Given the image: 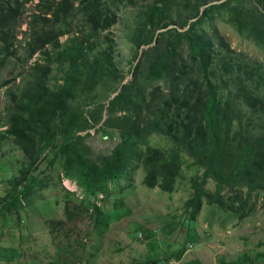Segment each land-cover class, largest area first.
<instances>
[{
	"label": "trees",
	"instance_id": "1",
	"mask_svg": "<svg viewBox=\"0 0 264 264\" xmlns=\"http://www.w3.org/2000/svg\"><path fill=\"white\" fill-rule=\"evenodd\" d=\"M77 1L92 31L89 37L118 22L121 3H138ZM181 1L188 14L179 26L168 21L166 0L140 8L127 36L132 58L137 60L127 81L124 68L114 58V39L107 36V46L92 61L78 58L84 52L82 44L56 52L57 59L69 61L61 88L51 91L46 87L52 66V56L47 55L49 62L43 74L47 77H36V84L20 95L13 93L7 106L9 119L0 129V137L10 135L28 163L11 179L0 210L3 217L10 214L12 220L15 215L29 220V210L41 216L57 248L50 254L49 264H97L86 255L87 242L78 232L79 222L88 218L92 230L97 229L106 211L125 207L124 194L135 185V174L142 168L143 183L149 188L160 187L163 192L176 190L184 155L202 169L184 205L193 220L201 214L205 202L247 215L252 194L264 192V61L252 66L235 61L229 55L233 49L218 28L219 23H227L242 38L264 48V0ZM18 5L19 0H0V77L5 61L16 51L13 38L14 21L20 16ZM68 9L66 1L60 2L53 13L50 7L49 14L56 17L54 23L43 14H33L30 54L54 45L67 33L58 31L56 25L67 18L58 17L60 11ZM216 38L225 53H218ZM144 45L150 46L140 55ZM12 81L3 80L0 86ZM117 87L119 93L109 100L107 118L103 115L105 101L90 112L97 102L89 108L79 100L83 94L92 97L96 93L101 101ZM95 124L100 125L97 132L112 136L103 137L109 144L114 142L106 154L97 155L88 142L91 131L82 132ZM154 134L171 142L169 154L148 145ZM57 161L58 182L53 184ZM210 179L215 181L214 191L206 187ZM65 180L75 182L78 189L67 188ZM227 191L231 196H226ZM60 199L64 211L56 216ZM40 201H49V209L56 215L45 218ZM257 256L264 257V251ZM246 258L229 264H257L254 259L246 262ZM160 261L159 256L144 264Z\"/></svg>",
	"mask_w": 264,
	"mask_h": 264
},
{
	"label": "rangeland",
	"instance_id": "2",
	"mask_svg": "<svg viewBox=\"0 0 264 264\" xmlns=\"http://www.w3.org/2000/svg\"><path fill=\"white\" fill-rule=\"evenodd\" d=\"M19 1L20 16L14 21L16 39L13 38V41L16 51L14 55L12 51L1 70L0 83L6 79L13 81L7 86H0V129L9 119L7 106L12 102L13 96L29 90L31 85L36 84V77H47H43L49 62L47 55L52 56V66L46 87L55 91L64 85V78L69 72L67 70L69 61L57 59L56 52L82 44L84 52L78 55V58L86 62L92 61L94 56L107 46V36H109L114 39L112 45L114 58L127 75L125 81L130 79V72L137 60L132 58V44L127 36L135 24V17L140 8L157 0H138L136 5L128 6H125L126 1L121 3L117 11L118 22L95 37H89L92 31L87 25L86 18L79 11L81 5L77 0ZM62 1L68 3L69 9L60 11L58 17L62 15L67 18L57 21L56 29L67 33L60 36L54 45H47L44 49L30 54L29 26L33 14H43L48 17L49 23H54L56 17L49 14V8L52 7V13L55 12ZM166 1L170 14L168 21L173 23L172 26H179L181 20L186 19L188 14L182 1ZM40 22L44 23V20L41 19ZM218 28L233 49L229 55L235 61L240 60L250 66L264 61V48L242 38L227 23H219ZM214 40L218 53H225L218 38ZM148 48L144 46L141 50L145 51ZM231 86L233 87L232 84ZM118 91L119 89L105 98L102 96L101 101L95 97L96 93L92 97L83 94L79 100L88 103L89 108L92 105L96 106L92 102H97V107L90 112L100 108L98 107L100 102L105 101L103 115L106 116L109 100ZM89 117L91 118V113ZM91 124L94 122L92 121ZM99 127V124H95L91 125L89 130L82 131L84 134L91 131L92 137L88 142L97 155L108 153L114 144L104 140L112 136L97 132ZM114 137L118 138L117 135ZM13 141L10 135L0 137V204L7 194L11 179L20 175V170L28 163L22 148ZM148 145L163 150L165 154H169L172 148L171 142L159 134L150 136ZM184 156L185 159L181 156L184 159L182 175L178 177L176 190L173 192H163L160 187H147L143 183L145 171L142 168L135 174V185L127 189L124 194L127 202L125 207L106 211L102 225L97 229L92 230V221L88 218L79 222L78 232L80 231L79 234L87 242L88 258L97 264H144L148 259L159 256L161 261L152 264H229L247 256L248 263L254 259L257 264H264V257L257 256L264 251V192L252 194L250 199L252 208L246 209L247 215L235 214L205 202L201 214L193 220L186 213L184 205L193 194V182L203 171L194 165L189 156ZM45 166L46 163L42 168ZM54 167L56 172L59 169L58 161ZM58 172L55 174L53 184L58 182ZM64 185L72 190L78 189L76 183L70 180H65ZM206 187L214 191L215 181L210 179ZM58 191H61V188ZM226 193V196H231V193L228 194L229 191ZM39 203L45 207L43 212L45 218L56 215L54 209H49V201ZM56 210V216L63 214V199L59 200ZM9 216L10 214H7L3 217L0 210V264H49L50 254L55 253L57 248L52 244L48 227L41 216L31 210H29L30 219L27 221L21 220L16 215L12 220ZM7 217L8 219L4 220ZM78 264L87 263L84 261Z\"/></svg>",
	"mask_w": 264,
	"mask_h": 264
},
{
	"label": "water",
	"instance_id": "3",
	"mask_svg": "<svg viewBox=\"0 0 264 264\" xmlns=\"http://www.w3.org/2000/svg\"><path fill=\"white\" fill-rule=\"evenodd\" d=\"M155 43H156V40L154 41V43H153V44H155ZM144 46H146V45H144ZM144 46H143V47H144ZM149 46H150V45H147L146 47H149ZM143 51H144V50H142V51H141V54H140V55H142V54H143ZM117 93H119V91H118V92H116V94H117ZM116 94H115V95H116ZM115 95H114V96H115ZM114 96H113V97H114Z\"/></svg>",
	"mask_w": 264,
	"mask_h": 264
},
{
	"label": "bare ground",
	"instance_id": "4",
	"mask_svg": "<svg viewBox=\"0 0 264 264\" xmlns=\"http://www.w3.org/2000/svg\"><path fill=\"white\" fill-rule=\"evenodd\" d=\"M107 113H108V109H107ZM105 118H107V114H106ZM105 118H104V120H105Z\"/></svg>",
	"mask_w": 264,
	"mask_h": 264
}]
</instances>
